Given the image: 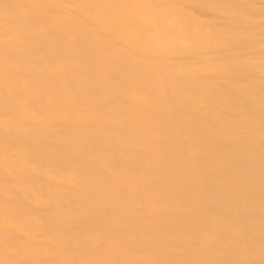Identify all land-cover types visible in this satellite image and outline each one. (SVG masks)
I'll return each mask as SVG.
<instances>
[{
	"label": "bare ground",
	"instance_id": "6f19581e",
	"mask_svg": "<svg viewBox=\"0 0 264 264\" xmlns=\"http://www.w3.org/2000/svg\"><path fill=\"white\" fill-rule=\"evenodd\" d=\"M0 264H264V0H0Z\"/></svg>",
	"mask_w": 264,
	"mask_h": 264
}]
</instances>
